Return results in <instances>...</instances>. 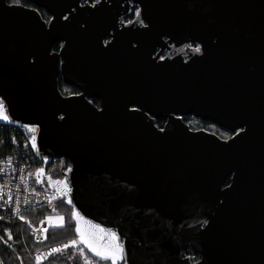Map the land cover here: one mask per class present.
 Wrapping results in <instances>:
<instances>
[{
	"label": "water",
	"instance_id": "obj_1",
	"mask_svg": "<svg viewBox=\"0 0 264 264\" xmlns=\"http://www.w3.org/2000/svg\"><path fill=\"white\" fill-rule=\"evenodd\" d=\"M86 1L0 0V98L38 125L37 186L62 199L59 162L129 264H264V0Z\"/></svg>",
	"mask_w": 264,
	"mask_h": 264
},
{
	"label": "trees",
	"instance_id": "obj_2",
	"mask_svg": "<svg viewBox=\"0 0 264 264\" xmlns=\"http://www.w3.org/2000/svg\"><path fill=\"white\" fill-rule=\"evenodd\" d=\"M9 4L26 5V0H7ZM43 11V10H42ZM44 12V11H43ZM44 15L48 16L45 12ZM132 18V15H128L122 18V21H128ZM59 45H55L54 49L58 50ZM59 90L63 95L78 94L79 92L73 88L64 85L59 81ZM66 93V94H64ZM93 104L98 105V102L93 100ZM183 122L189 126L192 130L207 129L211 127L215 129L214 134L222 139H227L231 134L223 129H220L209 122H202L193 117L183 118ZM163 121L159 120L158 125ZM157 125V124H156ZM8 131L5 129L0 132V142L8 147ZM22 158V157H21ZM30 172L33 175L37 168H42L41 162L29 161ZM68 165V163L66 164ZM69 166V165H68ZM65 166V169L68 167ZM60 163L55 161L51 162L46 167V173L54 178H60ZM33 184L39 191H47L53 195V201L50 206L33 209L24 213V217L27 218L32 225H36L40 221L54 216H64L66 218V226L64 228L54 226L47 233L46 242L42 245H37L33 242L29 236L28 230L17 222H2L0 221V256L4 264H34L30 258V254L34 252H41L53 246H62L67 243L69 239L75 238L74 224L71 220V208L68 207L64 200L58 198L54 193L49 191L46 187L40 188L37 186L35 179L32 180ZM7 229V232H5ZM6 235L12 237L11 243L6 240ZM75 257L74 260L69 259ZM83 264L82 259L77 255L76 251L69 249L52 258L46 259L43 264Z\"/></svg>",
	"mask_w": 264,
	"mask_h": 264
},
{
	"label": "snow or ice",
	"instance_id": "obj_3",
	"mask_svg": "<svg viewBox=\"0 0 264 264\" xmlns=\"http://www.w3.org/2000/svg\"><path fill=\"white\" fill-rule=\"evenodd\" d=\"M99 2V0H97ZM10 7L17 6L16 4L9 5ZM136 15L139 16V9L136 11ZM67 19V17H65ZM191 47V45H189ZM195 53L201 52V47L196 46L192 49ZM136 109H133L135 111ZM63 119V117H61ZM0 122L5 124L12 123V117L9 114V110L6 106V101L3 98H0ZM23 127L28 129L30 133H36L38 131V125L24 124ZM163 131V129H161ZM244 129L241 128V132ZM31 147L35 150L37 149V136H31ZM13 168V161L11 156L6 158H0V174H3L4 167ZM22 172L23 169H20ZM44 172V169H36V181L37 183L41 182V174ZM67 172H72V168L69 167ZM32 174L29 173V176ZM23 180V177H21ZM49 184L53 185L60 193V197L65 200V202L72 206V220L74 221V233L75 238L69 239L67 243H64L61 247L51 248L50 251L44 256L37 255L35 257V264H42V260L47 258H52L55 255H58L62 252H65L69 249L76 251L77 255L82 259L83 264H129V253L125 244L121 240V235L114 231L112 227H102L99 223H94L91 219H88L83 215L79 210L76 209L71 198L72 187L67 179V173L64 174V179L52 181L49 178ZM5 184L0 183V201L3 203L11 204L14 200L11 190L7 193L6 199L4 194ZM27 184L24 185V189L27 190ZM19 190V188L17 189ZM15 203L17 207L13 210L16 214L20 212L19 204L20 197H15ZM24 203L27 204V198H25ZM23 220V216L20 217ZM0 220H3V217L0 216ZM52 218L49 217V222L51 223ZM58 226L64 228L66 226V218L64 216L57 217ZM207 223V221H205ZM48 228L44 229V232L47 233ZM7 232V229H5ZM48 237L45 236V239ZM8 239H12L9 235ZM90 254V255H89ZM69 259L74 260L75 257H70ZM67 264V261H66Z\"/></svg>",
	"mask_w": 264,
	"mask_h": 264
},
{
	"label": "built area",
	"instance_id": "obj_4",
	"mask_svg": "<svg viewBox=\"0 0 264 264\" xmlns=\"http://www.w3.org/2000/svg\"><path fill=\"white\" fill-rule=\"evenodd\" d=\"M24 124H5L0 122V132L7 130L8 133V147L0 142V158H6L11 156L13 161V169L4 167L3 174H0V183L6 185L4 188L5 199L9 190H11L14 200L11 204L3 203L0 201V216L3 217L2 222H17L28 230L29 236L33 242L37 245H42L46 242L44 232L45 228L49 230L55 225L49 217L40 221L36 225H32L30 221L24 217V213L33 209L50 206L53 201V195L47 191H39L33 184V175L29 176L30 168L29 161L41 162L37 154V149L31 147V136L38 135L36 133H30L28 129L23 127ZM32 126V125H30ZM22 157V158H21ZM42 163V162H41ZM20 169H23L21 172ZM23 177V180H21ZM27 184V190L24 189V185ZM19 188V190H17ZM20 197V212L16 214L13 210L17 207L15 203V197ZM27 198L28 203L25 204L24 200ZM23 216V220L20 217ZM44 261V259H43ZM0 264H4L0 256Z\"/></svg>",
	"mask_w": 264,
	"mask_h": 264
},
{
	"label": "flooded vegetation",
	"instance_id": "obj_5",
	"mask_svg": "<svg viewBox=\"0 0 264 264\" xmlns=\"http://www.w3.org/2000/svg\"><path fill=\"white\" fill-rule=\"evenodd\" d=\"M96 1H97V0H87L86 2H84V3H82V4L87 3V4H90V5H91V4H93L94 2H96ZM22 6H24V7H26V8H33V6H32L31 4H29V3H27L26 5H22ZM38 12H39V14H40L42 20H43L45 23H48V22L51 20V18H50L49 16L44 15V12H43L42 10H38ZM131 20H132V18H131L130 20H128V21H125V23H126V22H129V21H131ZM121 21H122V19H121ZM123 22H124V21H123ZM59 47H60V46H59ZM58 49H59V48H58ZM53 51L56 52V51H58V50L53 49ZM72 95H75V94H72ZM98 105H99V104H98ZM98 105H96V106H98ZM162 121H163L162 124H159V125H158V122H159V121H157V123H156L157 126H158L159 128H162L163 125H164V123H165L164 120H162ZM66 166H68V165H66ZM67 168H68V167H67ZM35 172H36V171H35ZM34 174H35V173H34ZM34 174H33V178H34ZM60 174H61V173H60ZM44 175H45V177H49V178L54 179V180L59 179V178H54V177H51L50 175H48V174L46 173V170H45ZM60 178H61V177H60ZM43 185L46 186V182H45V180H43ZM199 259H200L199 256H192V257L190 258V263L194 264V263L198 262Z\"/></svg>",
	"mask_w": 264,
	"mask_h": 264
},
{
	"label": "rangeland",
	"instance_id": "obj_6",
	"mask_svg": "<svg viewBox=\"0 0 264 264\" xmlns=\"http://www.w3.org/2000/svg\"><path fill=\"white\" fill-rule=\"evenodd\" d=\"M64 94H66V93H64ZM203 130L208 131V132H211V133H214V132H215V129H213V128H211V127H207V129H203ZM59 216H60V215H59ZM59 216L51 217V218H52V221H53V223H54V225H55L56 227H59V226H58V223H57V217H59ZM8 236H9V235H6V240H7L8 243H11V239H8ZM54 247H61V246H53L52 248H54ZM50 249H51V248L47 249V251L44 250V251H41V252H34V253H31V254H30V258H31V260H33V263L35 264V257H36L37 255H42V256H44V254L48 253V252L50 251ZM46 259H48V258L45 257V258H44V261H46ZM44 261L42 260V264L44 263Z\"/></svg>",
	"mask_w": 264,
	"mask_h": 264
}]
</instances>
